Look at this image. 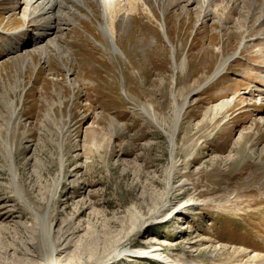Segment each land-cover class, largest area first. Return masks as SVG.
Returning <instances> with one entry per match:
<instances>
[{
    "label": "rangeland",
    "instance_id": "rangeland-1",
    "mask_svg": "<svg viewBox=\"0 0 264 264\" xmlns=\"http://www.w3.org/2000/svg\"><path fill=\"white\" fill-rule=\"evenodd\" d=\"M75 1L0 0V264H264V0Z\"/></svg>",
    "mask_w": 264,
    "mask_h": 264
},
{
    "label": "bare ground",
    "instance_id": "bare-ground-1",
    "mask_svg": "<svg viewBox=\"0 0 264 264\" xmlns=\"http://www.w3.org/2000/svg\"><path fill=\"white\" fill-rule=\"evenodd\" d=\"M34 1L37 4L35 6V10H33V12L31 11V13L33 15L30 13L32 15L31 18H32L33 25L38 23L36 21L35 17L33 19V16H36V17H43L44 16V19L46 20V21H44V24H43V29H42L43 32L38 33L37 39L41 38L43 40L46 36H48L54 32V29L56 26L51 23V19L55 20V18H57L58 16H62L63 19H65V18L69 17L71 14H74L72 11V4H74L76 2L75 0H34ZM78 1H79L78 4L79 3L85 4L89 8L93 9V7H95V6H92L88 2V0H78ZM190 1L192 2L194 0H189V2ZM248 1H251V3H253L256 0H248ZM139 2H141V0H128V4L126 5L125 0H96V3L98 5L99 10H100L101 15H102V19L106 23V27H105L104 31H105V33H107V36L112 37V32H111L112 29L107 27L108 23H110L111 26H114V30H115L116 22L122 21L120 28L117 29L116 31H121L122 28H123V30L126 28L124 25L126 23V21L124 20L125 15H130L132 13V11L138 7ZM145 2H146V0H145ZM235 2L238 3L239 0H235ZM243 2L246 3L247 0H244ZM234 7L235 6L233 5V8ZM262 7L264 10V1L262 2ZM262 16L263 17H261V21L264 20V14ZM57 30H58V28H57ZM260 35H263V34H260ZM34 40H36V39H34ZM7 47H9V50H13V51L15 50V47L13 45H10ZM16 49L18 50V47H16ZM39 50L42 51L44 49H43V47H40ZM24 59H25V57H24ZM230 60H231V57H226V58L222 59V61L216 66L215 70L208 77V79L205 83H208L209 81H211L215 77H217L219 74H221ZM184 99L185 100L183 101V103L176 107V112H175V116H174L173 134L177 131L179 121H180L182 115L184 114L186 106H187L186 98H184ZM182 184L183 185L186 184L185 181L182 182ZM167 209H168V205L165 204L164 207L161 208V210L155 212V215L153 217L155 222L160 219L162 212L167 210ZM159 250H160L159 248H148V249H144V248L143 249L142 248L128 249V248H126V249H123L122 251H120L119 255L120 256L142 255V256L150 257V258L155 259V260H159L160 262H163L165 264H179L177 262H173L169 258L164 257L159 252ZM195 263H190V264H195Z\"/></svg>",
    "mask_w": 264,
    "mask_h": 264
}]
</instances>
